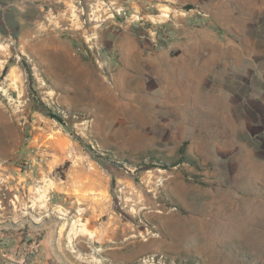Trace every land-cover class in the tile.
Masks as SVG:
<instances>
[{
  "label": "rangeland",
  "instance_id": "1",
  "mask_svg": "<svg viewBox=\"0 0 264 264\" xmlns=\"http://www.w3.org/2000/svg\"><path fill=\"white\" fill-rule=\"evenodd\" d=\"M0 17V264H264V0Z\"/></svg>",
  "mask_w": 264,
  "mask_h": 264
},
{
  "label": "trees",
  "instance_id": "2",
  "mask_svg": "<svg viewBox=\"0 0 264 264\" xmlns=\"http://www.w3.org/2000/svg\"><path fill=\"white\" fill-rule=\"evenodd\" d=\"M5 72H6V68L3 70L2 74H4ZM53 118L56 119V121L61 122V119L58 116L54 115ZM180 154H181V157H180L181 159L171 163V165H170L171 167L176 166V165L180 164L181 162H188V163L193 162V160L185 154L184 147L180 148Z\"/></svg>",
  "mask_w": 264,
  "mask_h": 264
},
{
  "label": "crops",
  "instance_id": "3",
  "mask_svg": "<svg viewBox=\"0 0 264 264\" xmlns=\"http://www.w3.org/2000/svg\"><path fill=\"white\" fill-rule=\"evenodd\" d=\"M1 21H2V19L0 17V22ZM0 74H1V71H0ZM50 255H51L50 250L47 247V245L44 243V259H45L44 263H46V264H59V263H55L56 261L54 259H52V257Z\"/></svg>",
  "mask_w": 264,
  "mask_h": 264
},
{
  "label": "bare ground",
  "instance_id": "4",
  "mask_svg": "<svg viewBox=\"0 0 264 264\" xmlns=\"http://www.w3.org/2000/svg\"><path fill=\"white\" fill-rule=\"evenodd\" d=\"M167 15H164V17H166ZM51 92H48V94H50ZM90 183V182H89ZM83 230H81V232H82Z\"/></svg>",
  "mask_w": 264,
  "mask_h": 264
},
{
  "label": "built area",
  "instance_id": "5",
  "mask_svg": "<svg viewBox=\"0 0 264 264\" xmlns=\"http://www.w3.org/2000/svg\"><path fill=\"white\" fill-rule=\"evenodd\" d=\"M44 264H46V263H44Z\"/></svg>",
  "mask_w": 264,
  "mask_h": 264
}]
</instances>
